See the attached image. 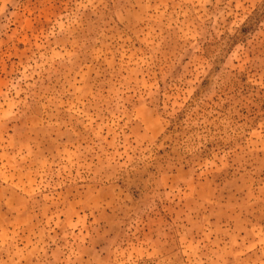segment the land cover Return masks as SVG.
I'll return each mask as SVG.
<instances>
[{"label":"rangeland","instance_id":"rangeland-1","mask_svg":"<svg viewBox=\"0 0 264 264\" xmlns=\"http://www.w3.org/2000/svg\"><path fill=\"white\" fill-rule=\"evenodd\" d=\"M0 264H264V0H0Z\"/></svg>","mask_w":264,"mask_h":264},{"label":"trees","instance_id":"trees-1","mask_svg":"<svg viewBox=\"0 0 264 264\" xmlns=\"http://www.w3.org/2000/svg\"><path fill=\"white\" fill-rule=\"evenodd\" d=\"M180 115L181 114H179V117H180ZM177 120H178V116L177 115L175 117L171 118L172 123H175V121H177Z\"/></svg>","mask_w":264,"mask_h":264}]
</instances>
